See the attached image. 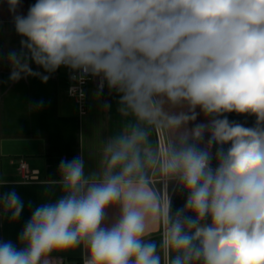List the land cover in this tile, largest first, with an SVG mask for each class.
I'll use <instances>...</instances> for the list:
<instances>
[{
    "label": "clouds",
    "instance_id": "9594fccd",
    "mask_svg": "<svg viewBox=\"0 0 264 264\" xmlns=\"http://www.w3.org/2000/svg\"><path fill=\"white\" fill-rule=\"evenodd\" d=\"M7 4L21 37L9 81L46 84L63 67L78 101L95 81L111 115L102 98L114 94L116 119L94 170L83 152L61 159L17 240L0 238V264L76 248L84 264H264V0H36L26 15ZM24 210L15 190L0 194V222Z\"/></svg>",
    "mask_w": 264,
    "mask_h": 264
},
{
    "label": "crops",
    "instance_id": "0c3cea01",
    "mask_svg": "<svg viewBox=\"0 0 264 264\" xmlns=\"http://www.w3.org/2000/svg\"><path fill=\"white\" fill-rule=\"evenodd\" d=\"M36 0H20L17 14L26 15L30 5ZM21 37L15 32L13 14L9 11L7 0H0V178L7 183L0 187V194L15 190L25 202V210L15 224L6 219L0 222V238L17 240L24 223L30 218L31 209L41 203V197L47 182L58 178V165L61 159H71L82 152L85 159V171L96 168L98 153L97 141L106 138L113 125L116 97L107 95L102 99L113 105L111 115L104 113L101 101L94 99L92 93L95 81L86 88V113L80 114L73 98L67 94V69L61 68L52 74L45 84L39 78L28 77L18 82H10V68L6 54L11 49H19ZM34 70L42 71L34 63ZM43 100L44 106L30 110L29 105ZM255 124V117L245 115ZM199 121H205L201 114ZM85 137L81 144L80 137ZM227 147V146H225ZM20 160L27 163L29 170H37L36 178L24 177V171L18 168ZM186 194L179 191L173 195V209L184 205ZM117 210L109 209L110 217ZM84 251L80 248L53 253L51 264H84Z\"/></svg>",
    "mask_w": 264,
    "mask_h": 264
},
{
    "label": "built area",
    "instance_id": "2783aa9c",
    "mask_svg": "<svg viewBox=\"0 0 264 264\" xmlns=\"http://www.w3.org/2000/svg\"><path fill=\"white\" fill-rule=\"evenodd\" d=\"M66 80H67V94H68V89L70 87V80L68 78V70L66 71ZM92 81V80H91ZM88 82H86L84 85H83V88L85 90V93H86V88L88 86ZM96 85V83H95ZM69 95V94H68ZM70 96V95H69ZM71 98H73L78 106V109H79V113L80 114H85L86 113V101H87V93H86V97L85 99L80 102L78 101L75 97L73 96H70ZM18 168L21 170V171H24V177H29V178H36V173H37V170H29L28 166H27V163L24 161V160H20L19 163H18ZM1 180V178H0Z\"/></svg>",
    "mask_w": 264,
    "mask_h": 264
},
{
    "label": "trees",
    "instance_id": "16d2710c",
    "mask_svg": "<svg viewBox=\"0 0 264 264\" xmlns=\"http://www.w3.org/2000/svg\"><path fill=\"white\" fill-rule=\"evenodd\" d=\"M228 116V118L230 120H235L237 122H240V123H243L245 124V126H248L251 121L249 120V118L245 115H238L236 113H229V114H226Z\"/></svg>",
    "mask_w": 264,
    "mask_h": 264
},
{
    "label": "rangeland",
    "instance_id": "374dc122",
    "mask_svg": "<svg viewBox=\"0 0 264 264\" xmlns=\"http://www.w3.org/2000/svg\"><path fill=\"white\" fill-rule=\"evenodd\" d=\"M89 82H91V80Z\"/></svg>",
    "mask_w": 264,
    "mask_h": 264
}]
</instances>
